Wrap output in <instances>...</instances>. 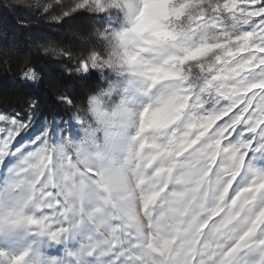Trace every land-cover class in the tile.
I'll use <instances>...</instances> for the list:
<instances>
[{
  "label": "clouds",
  "instance_id": "1",
  "mask_svg": "<svg viewBox=\"0 0 264 264\" xmlns=\"http://www.w3.org/2000/svg\"><path fill=\"white\" fill-rule=\"evenodd\" d=\"M102 3L66 29L79 55L33 44L45 59H87L97 78L71 73L79 91L63 113L23 101L30 119L0 148V264H95L80 250L96 244L161 250L141 264H264V6Z\"/></svg>",
  "mask_w": 264,
  "mask_h": 264
},
{
  "label": "trees",
  "instance_id": "2",
  "mask_svg": "<svg viewBox=\"0 0 264 264\" xmlns=\"http://www.w3.org/2000/svg\"><path fill=\"white\" fill-rule=\"evenodd\" d=\"M42 3L44 7L36 8L35 0H0V45L10 44L13 53L9 73L0 77V109L7 107L19 110L26 97L36 96L39 97L38 107L41 110L63 113L67 101H57L53 90L64 92L67 99H73L78 94L79 85L71 75L76 62L67 57L62 61L44 58V80L39 87H28L23 83L20 65L24 60H31L35 56V41L53 39L79 55L81 45L66 29L70 26H83L94 15L80 9L72 12L70 16L54 19V16L61 14L59 8L55 7L56 4L74 7L76 0H42ZM49 4L53 7L47 12L44 11ZM2 62L3 59H0V64ZM61 64L63 67L59 66ZM96 78L94 69L91 70V75H84L88 83L94 82ZM53 84L58 85V88L53 89Z\"/></svg>",
  "mask_w": 264,
  "mask_h": 264
},
{
  "label": "snow or ice",
  "instance_id": "3",
  "mask_svg": "<svg viewBox=\"0 0 264 264\" xmlns=\"http://www.w3.org/2000/svg\"><path fill=\"white\" fill-rule=\"evenodd\" d=\"M91 0H76L75 6H68L64 4H56L55 7L59 8L60 15H56L54 19H60L62 17L70 16L72 12L77 10H89ZM257 7L264 6V0H260V3L256 5ZM53 5L49 4L45 6L44 11H48L49 8H52ZM67 8V10H64ZM95 11L97 13L103 14L106 9L103 6L102 0H95ZM10 44L0 45V59H12L13 53L11 51ZM66 56H70L71 53H65ZM264 55V53H262ZM93 58V66H94ZM31 65V66H29ZM44 66V58L41 56H33L31 60H24L20 65V72L22 75L23 83L31 87L33 86L29 83L30 80L36 78L37 72L42 73ZM261 67H264V62L261 63ZM259 71V68L255 69ZM74 71L81 73L82 75L88 74L91 75L90 65L87 59H80L79 63L75 66ZM42 83V82H41ZM40 83V84H41ZM53 89L58 88V85L53 84ZM256 92H259L261 96H264V92L261 91V88H256ZM251 95V93H250ZM260 97H257V100ZM67 102H71L70 99L65 97ZM90 103L94 106V109L99 113V108L101 101L99 98H94ZM252 108H258L259 105L256 101H253ZM251 110V109H249ZM39 111V107L36 110ZM30 119V114L23 112L21 109L17 110L15 108H3L0 109V148L4 146L11 145L16 139L19 138L20 128L25 126ZM39 124V121L37 120ZM61 124L68 123L71 124L72 121H61ZM264 127V125H262ZM239 247V246H237ZM81 254L86 255L90 260H94L95 264H141V261L149 259L154 254L161 252L160 249H137L133 245H123V244H96L93 245L90 249H81ZM0 255H6L3 250H0ZM168 259H173L174 257L170 254ZM192 264H195V260L192 261Z\"/></svg>",
  "mask_w": 264,
  "mask_h": 264
}]
</instances>
